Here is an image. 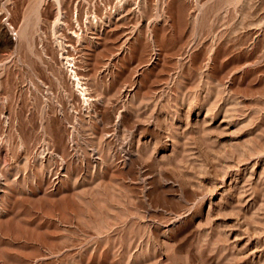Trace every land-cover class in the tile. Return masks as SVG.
Segmentation results:
<instances>
[{
  "label": "rangeland",
  "instance_id": "1",
  "mask_svg": "<svg viewBox=\"0 0 264 264\" xmlns=\"http://www.w3.org/2000/svg\"><path fill=\"white\" fill-rule=\"evenodd\" d=\"M0 264H264V0H0Z\"/></svg>",
  "mask_w": 264,
  "mask_h": 264
},
{
  "label": "bare ground",
  "instance_id": "2",
  "mask_svg": "<svg viewBox=\"0 0 264 264\" xmlns=\"http://www.w3.org/2000/svg\"><path fill=\"white\" fill-rule=\"evenodd\" d=\"M41 1V0H40ZM58 1V0H57ZM39 4V3H38ZM110 25V24H109ZM11 34V33H10ZM66 57V59L69 61V57H67V56H65ZM66 60V61H67ZM68 64V63H67ZM72 65V64H71ZM81 75V74H80ZM72 76L74 77L73 79H75V84L77 85V86H79V88L82 86V83H81V79H80V77L78 76V73L76 72V71H74L73 69H72ZM82 89V88H81ZM81 89H79V90H81ZM83 90V89H82ZM81 90V91H82ZM85 90V89H84ZM83 92V91H82ZM82 94H84V93H82ZM188 120V119H187ZM196 121V120H195ZM197 123H198V121H196ZM190 122H187V124H189ZM191 125H192V123H191ZM195 125V124H194Z\"/></svg>",
  "mask_w": 264,
  "mask_h": 264
}]
</instances>
